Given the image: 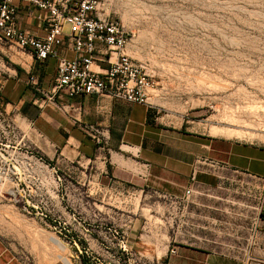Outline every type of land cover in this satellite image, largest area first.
<instances>
[{
	"label": "rangeland",
	"instance_id": "1",
	"mask_svg": "<svg viewBox=\"0 0 264 264\" xmlns=\"http://www.w3.org/2000/svg\"><path fill=\"white\" fill-rule=\"evenodd\" d=\"M110 1L109 12L132 32L130 53L156 81L164 112L198 134L264 144V0ZM0 43L7 63L21 57L18 46ZM4 108L0 102V228L23 241L28 260L166 264L165 243L178 228L216 223L222 238L239 235L247 221L246 188L236 180L176 199L102 186L80 166L40 162Z\"/></svg>",
	"mask_w": 264,
	"mask_h": 264
},
{
	"label": "crops",
	"instance_id": "2",
	"mask_svg": "<svg viewBox=\"0 0 264 264\" xmlns=\"http://www.w3.org/2000/svg\"><path fill=\"white\" fill-rule=\"evenodd\" d=\"M19 21L35 34H46L26 8ZM20 50L21 57L9 64L0 43V102L38 152L31 157L40 162L45 157L59 167L80 166L88 181L102 186L148 188L176 199L236 180L247 196L248 218L239 235L218 237L216 223H191L188 233L178 228L165 243L166 264H264L263 143L193 132L176 113L164 112L154 92L150 104L108 94L61 95L50 101L28 78L37 74L50 90L57 61H41L31 51ZM189 187L193 191L187 198ZM22 242L0 228V264H40L20 253ZM171 248L176 253H170Z\"/></svg>",
	"mask_w": 264,
	"mask_h": 264
},
{
	"label": "built area",
	"instance_id": "3",
	"mask_svg": "<svg viewBox=\"0 0 264 264\" xmlns=\"http://www.w3.org/2000/svg\"><path fill=\"white\" fill-rule=\"evenodd\" d=\"M110 4V0H0V39L31 51L38 60L57 61L50 90L37 74L28 78L35 91L50 101L61 95L108 94L150 104L156 81L147 65L130 53L132 32L109 12ZM25 8L46 29L44 36L21 26ZM68 51L73 55L68 56ZM192 191V187L186 190L187 198Z\"/></svg>",
	"mask_w": 264,
	"mask_h": 264
}]
</instances>
